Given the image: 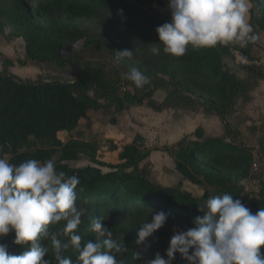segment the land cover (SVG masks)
Segmentation results:
<instances>
[{
    "label": "trees",
    "instance_id": "16d2710c",
    "mask_svg": "<svg viewBox=\"0 0 264 264\" xmlns=\"http://www.w3.org/2000/svg\"><path fill=\"white\" fill-rule=\"evenodd\" d=\"M249 1L259 8L256 23L264 31V0ZM164 3L165 0H11L6 10L9 20L28 26L30 37H27L25 52L27 59L37 63L59 62L61 48L55 40L76 42L82 38L76 25L38 26L35 25L37 16L50 18L61 14L73 21L93 18L105 10L134 23L139 31L137 44L129 49L133 50V59L116 60L125 73L130 66H135L149 78L143 88L135 87L120 74L109 76L103 65H86L74 81L24 79L9 72L8 67L13 65L11 59L4 61L0 71V157L16 165L28 159L41 162L53 159L58 171L76 175L80 180L76 189L77 204L86 209L82 239L97 238L91 227L96 217H102L105 226L115 227L126 217L146 219L163 211L168 214L166 221L186 220L187 229L194 227V219L203 216L199 208L210 195L230 194L256 212L264 208V184L259 194L252 195L242 183L250 175L254 152L237 143L240 132L232 128L228 119L239 97L251 99L254 86L239 78L226 64L224 58L232 54L233 45L201 49L189 46L185 55L177 57L164 53L163 45L157 44L160 52L152 54L153 44L160 42L157 27L171 20L154 13L155 5ZM249 13L254 26L252 8ZM120 50L123 49L119 46L110 49L115 58L116 51ZM26 62L25 59L20 61L22 65ZM248 70L264 78L259 66L251 65ZM167 88L168 94L158 102L154 98L156 91ZM210 90L218 94L219 100L206 97ZM144 104L156 111L167 106L201 105L221 116L225 137H206L203 129L197 128L198 140L184 136L173 150L176 169L192 183L201 185L202 195L194 196L179 187L149 179L141 163L150 156L151 150L142 146L137 138L128 144L115 145L116 161L106 162L100 159L96 143L79 139L63 141L59 137L60 132H72L82 119H89L90 112L107 107L120 113ZM260 148L264 151V137ZM82 155L92 163L70 164ZM228 158L240 161L234 172L221 167ZM14 237L15 233L10 232L0 238V243L7 244L11 254L19 255L26 248L14 244ZM41 244L49 251L44 258H52L56 264L50 241L44 239ZM261 253L264 254V248ZM63 254L72 261L78 257V252L71 247ZM115 258L118 264H142L127 256Z\"/></svg>",
    "mask_w": 264,
    "mask_h": 264
},
{
    "label": "clouds",
    "instance_id": "9594fccd",
    "mask_svg": "<svg viewBox=\"0 0 264 264\" xmlns=\"http://www.w3.org/2000/svg\"><path fill=\"white\" fill-rule=\"evenodd\" d=\"M171 20L157 27L159 43L153 44L152 54L163 52L183 56L193 49L217 45L246 47L256 43L246 17L247 0H169ZM133 50L116 51L118 61H131ZM135 87L143 88L149 78L135 66L123 74ZM80 180L76 175L58 171L55 161L28 159L19 165L0 157V238L15 233L13 243L25 246L19 255L11 254L8 245L0 243V264H53L45 259L48 248L41 241H50L56 264H72L63 253L69 249L78 252L79 264H117L116 256L127 251L113 239L112 231L102 217L92 220L95 240L81 243L77 233L86 209L77 204L76 191ZM203 216L194 219V227L174 228L166 249L165 259L160 253L144 264H172L179 253L187 264H264V208L253 214L239 199L230 194L210 195L199 208ZM168 219L159 211L141 224L137 244L153 236ZM63 222L58 231L50 225ZM191 250V251H190ZM141 259L140 254H135Z\"/></svg>",
    "mask_w": 264,
    "mask_h": 264
},
{
    "label": "rangeland",
    "instance_id": "374dc122",
    "mask_svg": "<svg viewBox=\"0 0 264 264\" xmlns=\"http://www.w3.org/2000/svg\"><path fill=\"white\" fill-rule=\"evenodd\" d=\"M10 1L0 0V71L4 68V61L11 58L16 62L14 66L20 67L19 75L24 79L74 81L80 77L84 67L88 64L103 65L109 76H117L118 74L123 76L125 73L110 49H116L119 46L123 50H129L137 44L136 38L139 31L136 30L134 23L105 10L100 11L93 18L73 21L61 14L50 18L37 16L35 25L48 27L76 25L82 35V38L76 42L55 40L61 48L59 62L37 63L27 59L25 52L26 40L27 37H30L28 26L12 22L6 16ZM247 1L249 2V0ZM168 3L169 1L163 6L155 7L154 13L165 18H171ZM32 6L33 3H31ZM249 6H252L254 11V26L256 27L260 10L254 6V3ZM233 49L242 50L249 56H253L254 59L251 58L252 63L243 65L232 53L224 58L226 64L232 71L239 73V78L253 85L254 88L257 87L260 80L256 73H250L248 68L251 65H256L264 72V63L261 62L259 55L263 47L256 42L249 43L246 47L233 45ZM24 59L27 62L22 65L20 61ZM10 68L11 66L8 67L9 70ZM121 86H124V83ZM168 91V88L158 90L154 98L161 102ZM261 91L264 100V85ZM206 95L207 98L219 100L218 94L213 90H210ZM255 97L253 95L250 100L239 97L236 100L235 109L228 115V119L232 128L240 132L236 137L237 143L254 152V158L257 159L256 161L261 168L258 180L256 183L253 180L252 182L254 185L262 186L264 184V151L260 148V142L264 137V117L260 115L256 107L251 108L249 105V102ZM89 114V119H82L74 131L60 132L59 137L63 141L79 139L96 143L100 159L106 162L116 161L117 152L113 150L115 145L128 144L137 138L142 146L151 150L150 156L141 163V167H144L149 179L165 186L179 187L189 191L194 196H200L204 193L201 185L192 183L176 169L173 150L176 143L184 136L198 140L195 135L197 128H202L206 137H225L224 122L220 115L206 110L201 105L195 107L167 106L162 111H156L146 104L132 106L120 113H114L113 109L109 110L105 107L98 112H90ZM226 139L230 140V137H226ZM167 148L173 149L167 151ZM239 162L237 159L228 158L221 167L224 171L234 172ZM91 163L86 155H82L77 161L70 162L73 166H84ZM103 170L108 171L109 169L103 168ZM246 183L250 185V182ZM245 206L253 214L257 213L250 205ZM149 216L146 219L126 217L121 219L122 221L117 226L108 227L113 233L112 239L127 249L126 252L117 256H127L128 259L142 264L145 260L154 259L157 253L167 259L166 249L169 247L170 239L174 234V228L187 230L186 220L173 221L170 219L153 236L146 238L143 243L137 244L138 231L143 222L151 219V215ZM84 217L85 215L82 216V223L76 230L80 236L85 234ZM62 226L63 222L50 225V231H58ZM82 241L87 242L88 240L82 239ZM136 253L140 254L141 259L135 258ZM72 264H79L78 258L72 261ZM172 264H187V261L182 259L179 253H176V258Z\"/></svg>",
    "mask_w": 264,
    "mask_h": 264
},
{
    "label": "crops",
    "instance_id": "0c3cea01",
    "mask_svg": "<svg viewBox=\"0 0 264 264\" xmlns=\"http://www.w3.org/2000/svg\"><path fill=\"white\" fill-rule=\"evenodd\" d=\"M248 2V1H247ZM248 3H250V4H248V8H251L252 6H249V5H253V3L251 2V1H249ZM252 3V4H251ZM158 7V6H157ZM247 19V22L250 24V26L252 27V29H253V32H254V34H256L257 36H258V41H257V43L258 44H260L262 47H263V49H261V51H260V57H261V62L262 63H264V31L263 30H261L258 26H253L252 24H251V20H250V13L248 12V14H247V17H246ZM253 49V48H252ZM263 55V56H262ZM9 59H11V58H9ZM12 60V59H11ZM13 61V65H11V68H10V70H9V72L10 73H13V74H16V75H18V76H20L19 74H20V67H16V66H14V63H16L15 62V60H12ZM2 71V70H1ZM237 74V76L239 75V73H236ZM259 80H260V84L259 85H257V87H255L253 90H252V92H251V97L253 96V95H255L256 97L253 99V100H251L250 102H249V105H251L250 107L251 108H253V107H256L257 108V110H258V112L260 113V115L261 116H263L264 117V100L262 99V96H261V94H262V91H261V89H262V87H263V85H264V78H258Z\"/></svg>",
    "mask_w": 264,
    "mask_h": 264
},
{
    "label": "built area",
    "instance_id": "2783aa9c",
    "mask_svg": "<svg viewBox=\"0 0 264 264\" xmlns=\"http://www.w3.org/2000/svg\"><path fill=\"white\" fill-rule=\"evenodd\" d=\"M168 1L169 0H165V3H167ZM155 7H157V5H155ZM232 53L236 56L238 61L240 63H242L243 65H247V64L252 63L251 58L244 51L237 50V49H232ZM256 160L257 159L254 158L252 163H251L249 177L242 182L243 185H244L245 190L248 191V192H251L252 195L259 194L260 189L262 187V186H259V185H256V184L254 185V183H253V182L256 183V180H258V175L260 174V168H261L260 164ZM252 180H253V182H252ZM246 182H250V185H248Z\"/></svg>",
    "mask_w": 264,
    "mask_h": 264
}]
</instances>
